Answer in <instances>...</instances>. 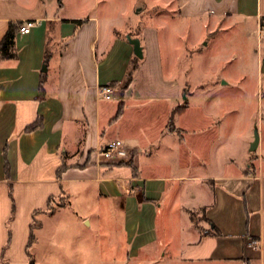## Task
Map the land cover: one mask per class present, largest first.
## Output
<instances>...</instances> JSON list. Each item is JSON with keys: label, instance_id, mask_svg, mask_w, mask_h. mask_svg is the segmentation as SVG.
<instances>
[{"label": "crops", "instance_id": "crops-1", "mask_svg": "<svg viewBox=\"0 0 264 264\" xmlns=\"http://www.w3.org/2000/svg\"><path fill=\"white\" fill-rule=\"evenodd\" d=\"M141 8H157L158 25L128 26L127 8L108 13V0H50L49 5L0 0V41L10 22L34 23L28 34L17 33L18 57L0 60V264L30 263L36 215H48L49 199L60 197L65 187L71 204L72 188L94 187L111 202L113 218L131 212L134 253L157 244L171 249L182 264H264V164L258 158L257 165V160L238 165L239 171L230 173L235 161L230 166L220 159L217 146L211 161L188 158L191 131L209 136L216 127L198 131L182 124L189 89L166 75L161 33V27L168 28L164 40L171 42L172 24L207 28L212 39L236 25L259 31L264 0H154L153 5L142 0ZM80 20L85 23L77 26ZM123 34L140 39L144 52L127 86L135 56ZM191 42V49H200L201 39ZM117 46L126 55L119 72ZM144 69L149 78L137 84ZM105 85L117 89L116 105L100 97ZM120 103L124 113L114 120ZM185 104L174 116L181 131L171 129V117ZM39 118L41 127L28 131ZM112 140L124 143L128 159L102 156ZM212 161L220 173L200 171ZM194 212H202L203 221ZM88 214L83 222L92 227Z\"/></svg>", "mask_w": 264, "mask_h": 264}, {"label": "rangeland", "instance_id": "rangeland-1", "mask_svg": "<svg viewBox=\"0 0 264 264\" xmlns=\"http://www.w3.org/2000/svg\"><path fill=\"white\" fill-rule=\"evenodd\" d=\"M44 2L49 5L50 0ZM91 3L94 4V0ZM148 3L153 5L154 0H148ZM108 4V13L111 14L121 12L119 9L122 7L127 8L126 24L138 27L137 30L143 29L145 23L158 25L157 8L135 13L142 6V0H108ZM76 11L71 9V13ZM118 29L124 33L125 28ZM206 29L197 26L194 31L193 28L172 24L169 42L164 40L167 34L170 35L168 28L161 27L164 59L169 67L166 75L178 78L189 89L185 94L190 108L181 119L182 124L187 129L198 131L216 127L209 136L196 137L191 131L185 145L188 158H196L201 163L202 158L211 161L212 151L217 146L220 159L228 161L230 166L231 161H235L228 171L237 173L238 165L243 168L255 160L257 165L258 158L264 164V28L258 31L236 25L225 29L214 39L213 35H205ZM196 38L202 40L200 49H191L194 44L191 41ZM123 39L127 44L130 42L129 36L124 37L123 34ZM184 41H188L187 46ZM113 53L117 58L115 71L119 72L124 67L126 55L118 46ZM134 56L135 62L140 63V58ZM172 66L173 70L170 69ZM145 70L137 77V84L147 82L149 77ZM134 74L136 70L133 77ZM117 98L107 103L116 105ZM106 129L110 132V125ZM256 133L260 136L261 145L252 151ZM212 162L208 167L202 164L200 171L220 173L221 167L217 170ZM72 190L75 194L72 204L46 216L36 215L33 239L28 247L29 264H182L174 258L171 249L160 250L157 244L134 253L131 212L125 219L113 218L109 208L111 202L99 196L96 188ZM64 191L68 196L67 187ZM88 213L92 215V227L83 222ZM201 215L202 212H194L193 217L203 221L204 216ZM149 235L154 238V230H150Z\"/></svg>", "mask_w": 264, "mask_h": 264}, {"label": "trees", "instance_id": "trees-1", "mask_svg": "<svg viewBox=\"0 0 264 264\" xmlns=\"http://www.w3.org/2000/svg\"><path fill=\"white\" fill-rule=\"evenodd\" d=\"M77 24V26H81L85 23V21L80 20V21H76L75 22ZM23 25V22H10L9 28L6 32V34L4 35V37L2 38V40L0 41V60H5V59H16L18 57V52H17V47H16V43H17V33L20 30V27ZM49 55V49L47 51V56ZM46 56V59H47ZM49 57V56H48ZM138 68V64L133 61L131 68L128 72L127 75V80L125 82V85H129L132 81L133 78V73L135 70H137ZM116 83V82H115ZM187 108V104L177 108L173 114V116L171 117L170 120V127L171 129L175 130L177 129L174 126V116L177 114H181L183 113V111ZM124 113V106L122 103L119 104V108H118V112L116 114V117L114 118V120H118L119 118L122 117ZM42 125V119L39 118L34 124L30 125L27 130L31 131L37 128H40ZM178 131H181L180 129H177ZM66 164L64 163V165L60 168L59 172L61 173L64 169H66ZM62 199V200H61ZM53 203H55V205H53ZM69 203V197L67 195H65V193H63L60 197L55 198L52 197L49 199V203H48V212L49 213H54L56 211L57 208L59 207H65L67 204ZM33 239V231H32V235L30 238V243L32 242ZM31 261V258H30ZM32 264V262H31Z\"/></svg>", "mask_w": 264, "mask_h": 264}, {"label": "built area", "instance_id": "built-area-1", "mask_svg": "<svg viewBox=\"0 0 264 264\" xmlns=\"http://www.w3.org/2000/svg\"><path fill=\"white\" fill-rule=\"evenodd\" d=\"M33 26V22H27L25 25L20 27L19 32L22 34H28ZM116 93L117 89L111 85L102 86L99 90L100 97L105 100L114 99L116 97ZM101 154L106 159H114L118 161H124L129 157V152L121 140H112L108 142ZM251 245L256 246L257 243L252 242Z\"/></svg>", "mask_w": 264, "mask_h": 264}, {"label": "water", "instance_id": "water-1", "mask_svg": "<svg viewBox=\"0 0 264 264\" xmlns=\"http://www.w3.org/2000/svg\"><path fill=\"white\" fill-rule=\"evenodd\" d=\"M141 11H142V8L141 7L137 9V12H141ZM129 41L133 45L134 54L138 58H140V59L144 58L143 47L141 45L140 39H138V38H131L129 36ZM46 70H47V67L44 66L43 67V71H46ZM184 97L186 98V95H184ZM259 142H260V136H259L258 133H256L255 140H254V142L251 145V150L252 151H254V150H256L258 148Z\"/></svg>", "mask_w": 264, "mask_h": 264}]
</instances>
